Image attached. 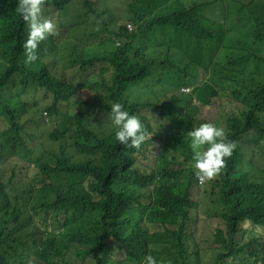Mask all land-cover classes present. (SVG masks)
<instances>
[{
    "label": "clouds",
    "instance_id": "9594fccd",
    "mask_svg": "<svg viewBox=\"0 0 264 264\" xmlns=\"http://www.w3.org/2000/svg\"><path fill=\"white\" fill-rule=\"evenodd\" d=\"M190 1L208 16L191 58L185 52L197 39L184 25L181 0H123L120 16L104 11L110 0H0V38L6 44L17 23L28 26L22 47L31 64L55 36L75 25L79 33L91 30L89 55L45 118L51 134L64 132L71 148L78 133L92 139L100 150L91 160L115 187L139 182L149 185V196L186 205L174 207L171 224L146 223L177 246L152 245L138 234L123 264H264V0ZM163 81L175 100L151 95ZM5 145L8 158L24 155L18 143ZM73 157L84 161L78 152ZM222 170L226 195L210 197L208 181ZM56 216L2 206L0 258L107 264L83 250L86 220L66 238Z\"/></svg>",
    "mask_w": 264,
    "mask_h": 264
},
{
    "label": "trees",
    "instance_id": "16d2710c",
    "mask_svg": "<svg viewBox=\"0 0 264 264\" xmlns=\"http://www.w3.org/2000/svg\"><path fill=\"white\" fill-rule=\"evenodd\" d=\"M186 4L183 10L184 25L189 33L194 34L197 41L188 47L185 55L193 57L198 52V41L205 40L203 24L208 20L202 17L201 8L190 0H181ZM196 13V14H194ZM91 30L79 33L78 26L53 38V45L47 48L39 47V59L31 64L25 63L23 43L27 39L28 26L17 23L14 27V36L6 44L0 38V143L14 141L19 144L24 155L19 159L21 171L29 164L32 149L43 147L42 142L46 132L53 129V125L45 121L57 110V102L63 100L71 89L72 76L78 71L85 58L89 55L87 35ZM79 49V61L73 60L67 64L64 56L65 46ZM11 90L10 96L6 95ZM159 102L175 100L173 90L167 81L161 82L150 90ZM264 99V97H263ZM18 105L21 112L27 114V119L21 123H14L16 111L10 107V102ZM6 120L16 127V131L8 130L2 121ZM64 139L61 147H72L69 138L64 132L60 133ZM76 146H84L90 155L99 153L100 147L81 134L76 135ZM81 163L84 166L93 164L91 159L84 156ZM40 175L43 179L75 185L87 194L86 200L76 197L71 190L61 193L62 187L52 193H40L39 198L48 201L44 211L55 208L57 216L62 213L61 232L66 238H72L75 232V223L84 219L90 227V238L84 243L83 250L88 254H95L107 264H123L125 248L135 236L140 234L132 228L141 221L146 223L156 221L152 211V202L146 188L133 182L128 187H115L104 170L97 166L88 177L96 182L94 187L83 183V176L70 172L65 166L58 164L52 167L49 162L41 165ZM210 197H224L227 192V182L224 170L211 181ZM142 184V183H140ZM33 184L18 187L11 191V195L30 190ZM19 211L26 210L23 202L7 203ZM35 209L34 206H31ZM125 211V213H123ZM104 245V247H101Z\"/></svg>",
    "mask_w": 264,
    "mask_h": 264
},
{
    "label": "bare ground",
    "instance_id": "6f19581e",
    "mask_svg": "<svg viewBox=\"0 0 264 264\" xmlns=\"http://www.w3.org/2000/svg\"><path fill=\"white\" fill-rule=\"evenodd\" d=\"M2 124L11 131H16V127L11 125L8 121L3 120ZM9 147L0 143V208L6 205L9 201L13 200L11 191L18 187H26L29 184L41 185L44 187L49 186L38 174H28L21 171L20 161L18 159L8 158ZM32 152L41 157L47 158L48 160L56 163H60L66 168L72 170L76 174L88 177L97 167V163H93L89 166L82 165L77 159L73 157L74 152H78L80 155L91 159V155L88 150L82 146L78 145L75 148L71 147H61L56 149L35 147ZM121 177L131 178L125 173H119ZM138 186L142 188H149V185L137 183ZM61 186L66 190H71L72 193L81 200L87 199V194L84 190L75 185H70L67 183H62ZM149 201L158 206V213L155 215V219L164 223L171 224L172 213L174 207L186 208V205L174 201L167 200L154 191H151ZM134 230L139 232L148 243L156 246H177V241L171 237L164 234L154 233L147 229L146 221H141L135 226H132ZM104 247V245H101ZM15 261L8 256H3L0 258V264H14ZM22 264V263H20Z\"/></svg>",
    "mask_w": 264,
    "mask_h": 264
},
{
    "label": "rangeland",
    "instance_id": "374dc122",
    "mask_svg": "<svg viewBox=\"0 0 264 264\" xmlns=\"http://www.w3.org/2000/svg\"><path fill=\"white\" fill-rule=\"evenodd\" d=\"M123 8V0H110L108 4L104 6V11L109 16L118 15L120 16V13ZM202 17H207L205 14H201ZM113 21H116V19H113ZM194 44V42H191L189 44V47H191ZM64 56L66 57L67 64H71L73 60L79 61V49H72L68 47V45L65 46ZM12 94L11 90H7L6 95L10 96ZM10 107L14 108L16 111V118L14 123L21 124L27 119V114L21 112V108L18 105L14 106V102H10ZM46 121V119H45ZM47 122V121H46ZM3 125V124H2ZM61 145H64V139L62 137H59L57 135L51 134V132H46L44 136V140L42 142V146L44 148H51L56 149L60 148ZM49 162V164L54 167L58 165L59 163L52 162L48 160L47 158L41 157L39 155H36L32 153L30 155L29 164L25 170V173L28 174H38L39 166L44 164L45 162ZM47 183H49V186L44 187L41 185H32L30 187L29 191L26 192H18L13 195V202H23L26 204V212L34 215L36 218H39L41 216L52 214L54 211H56L55 208H49L47 212L44 211L45 206L49 203L48 201L44 199L39 198L40 193H52L55 189L62 187V182L58 181H51L50 179H45ZM83 183L89 185L90 187H94L96 185V182L90 179V177L83 178ZM66 189L62 187L61 193H65ZM31 206H34L35 209H33ZM62 213L63 210L60 211L59 216H56V222L57 227L61 231V223H62Z\"/></svg>",
    "mask_w": 264,
    "mask_h": 264
}]
</instances>
